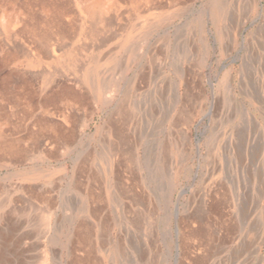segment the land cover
I'll return each instance as SVG.
<instances>
[{
	"label": "rangeland",
	"instance_id": "374dc122",
	"mask_svg": "<svg viewBox=\"0 0 264 264\" xmlns=\"http://www.w3.org/2000/svg\"><path fill=\"white\" fill-rule=\"evenodd\" d=\"M213 1L0 0V264H264V0Z\"/></svg>",
	"mask_w": 264,
	"mask_h": 264
},
{
	"label": "bare ground",
	"instance_id": "6f19581e",
	"mask_svg": "<svg viewBox=\"0 0 264 264\" xmlns=\"http://www.w3.org/2000/svg\"><path fill=\"white\" fill-rule=\"evenodd\" d=\"M234 0H214L213 1V8L214 10L216 11L217 13V19H221L222 21H225L226 18H227V15H228V12H229V8L231 6V3L233 2ZM252 1V0H251ZM247 13V12H245ZM245 20V19H244ZM227 85V82H226V78H224L221 83L219 84V87L222 88V87H225ZM264 104V103H263ZM159 113V112H158ZM157 111H156V114H158ZM250 114V113H249ZM185 116H186V113H185V110L181 107L180 108V112L177 114V117L172 119V123L178 127L181 122L184 121L185 119ZM247 126L250 127V130H251V133H254V131L257 129V127L259 128L261 125H257L256 127L255 126H251L249 124H247L246 122H244ZM121 131V130H120ZM120 131L119 129L116 128L115 130V137L116 139L118 140V144L116 147L114 146H111V149H110V152H114L115 150L119 151L120 154L122 155H127L129 156V154L132 153V150H131V147H128V148H123L124 145H126V141L120 137ZM264 132V130H263ZM123 137V136H122ZM217 140V139H216ZM139 141V140H138ZM116 153V152H115ZM114 154V153H113ZM242 156V155H241ZM130 157V156H129ZM170 157V156H169ZM169 157L166 159L165 156H163L162 158L165 160V162L167 161V163L169 162ZM124 160H122L121 162L123 163ZM107 162V161H106ZM108 191V190H107ZM221 247V246H219Z\"/></svg>",
	"mask_w": 264,
	"mask_h": 264
},
{
	"label": "crops",
	"instance_id": "0c3cea01",
	"mask_svg": "<svg viewBox=\"0 0 264 264\" xmlns=\"http://www.w3.org/2000/svg\"><path fill=\"white\" fill-rule=\"evenodd\" d=\"M12 148V147H11Z\"/></svg>",
	"mask_w": 264,
	"mask_h": 264
}]
</instances>
